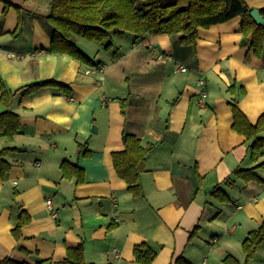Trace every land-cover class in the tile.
<instances>
[{
    "label": "crops",
    "instance_id": "obj_1",
    "mask_svg": "<svg viewBox=\"0 0 264 264\" xmlns=\"http://www.w3.org/2000/svg\"><path fill=\"white\" fill-rule=\"evenodd\" d=\"M10 1L16 6L4 17L0 0V79L12 91L54 79L72 93L47 86L12 103L22 131L10 145L21 151L0 180V261L64 264L68 248L82 244L90 264H142L134 248L147 243L157 250L151 264L180 255L225 264L230 254L244 263L241 245L264 220V166L262 183L223 182L237 168L264 162V152L253 161L250 140L234 129L229 88H244L238 108L256 124L264 114V44L256 54L243 18L200 28L195 47L180 44V34L113 37L110 48L86 39L83 50L103 62L98 67L44 50L50 0ZM246 2L264 7V0ZM125 133L154 144L140 176L142 196L114 168L112 153L124 149ZM82 141L88 154L79 152ZM65 160L84 169V181L63 176ZM219 184L230 201L211 195ZM22 210L31 219L18 240L13 229ZM248 264H264V242Z\"/></svg>",
    "mask_w": 264,
    "mask_h": 264
},
{
    "label": "trees",
    "instance_id": "obj_2",
    "mask_svg": "<svg viewBox=\"0 0 264 264\" xmlns=\"http://www.w3.org/2000/svg\"><path fill=\"white\" fill-rule=\"evenodd\" d=\"M5 8V17L12 6H16L10 0H2ZM49 13L45 17L47 30L51 36V43L44 50L51 54H66L81 62L98 66L102 61H95L79 47V38L89 41L104 42L113 37L123 38L133 34L136 40L143 39L153 34H180L179 42L182 45L195 47L198 40L200 28H208L229 21L235 17L243 18L242 30L244 35L253 38V49L256 54H261L264 44V25H259L251 17V8L246 0H50ZM264 16V7L259 9ZM112 42L106 43L110 48ZM55 87L60 91L71 94L72 89L68 84L54 79L27 84L16 91L10 90L3 80L0 79V103L6 108L0 111V140H5L6 145L0 147V180L5 179L10 173L13 161L10 156L21 149L10 145L11 142L22 131V123L19 113L12 110L14 99L18 97L19 102L43 87ZM232 96L230 104L233 109L236 131L246 135L250 140L249 149L251 159L258 161L264 152V114L261 115L256 124L248 121L245 114L238 108L239 98L245 90L242 86L232 85L229 88ZM178 98L172 101V105ZM122 111H125V100ZM125 113V112H124ZM124 149L113 154L114 165L128 185V190L134 196H142L143 191L140 184V176L146 170L149 153L154 144H144L140 137L135 134L125 133L123 135ZM79 152L88 154L87 141L78 143ZM264 162H259L249 168H237L228 176L223 184L232 185L236 179L243 183L250 181L263 182L259 168ZM61 170L64 177L75 178L77 182L84 181V169L77 163L63 161ZM223 184L215 186L210 191L211 195L221 202L230 201V197ZM30 215L20 211L16 225L13 229L14 236L19 240L22 237V227L30 221ZM264 242V220L260 226L249 232L241 245L245 254L244 263L235 256L228 255L224 259L225 264H248L254 259L258 249ZM136 261L142 264H151L157 250L150 244L142 243L134 248ZM0 264H31L19 262L6 257ZM64 264H90L87 262L83 245L69 247ZM171 264H194L183 255L177 256Z\"/></svg>",
    "mask_w": 264,
    "mask_h": 264
},
{
    "label": "built area",
    "instance_id": "obj_3",
    "mask_svg": "<svg viewBox=\"0 0 264 264\" xmlns=\"http://www.w3.org/2000/svg\"><path fill=\"white\" fill-rule=\"evenodd\" d=\"M180 70L181 71H186L187 70V67L186 66H180ZM87 72H92V70L89 69V70H87ZM103 79H104V76H101L99 80L102 81ZM199 85L200 86H204L205 85V81L203 79L199 80ZM206 94H207V92L206 91H203V94H202L203 99L201 100V104L202 105H205V98L207 97ZM36 164H38V163H36ZM52 204H53L52 199L51 198L48 199L47 200V205H48L49 208H52ZM53 215L56 216V213H53ZM113 252H114V254L116 256H119L120 255L117 248H114Z\"/></svg>",
    "mask_w": 264,
    "mask_h": 264
},
{
    "label": "water",
    "instance_id": "obj_4",
    "mask_svg": "<svg viewBox=\"0 0 264 264\" xmlns=\"http://www.w3.org/2000/svg\"><path fill=\"white\" fill-rule=\"evenodd\" d=\"M250 15L257 24L264 25V16L262 15L261 10H259V8H253L250 12ZM246 41L247 40H244L243 42ZM93 130H96V127H93Z\"/></svg>",
    "mask_w": 264,
    "mask_h": 264
},
{
    "label": "rangeland",
    "instance_id": "obj_5",
    "mask_svg": "<svg viewBox=\"0 0 264 264\" xmlns=\"http://www.w3.org/2000/svg\"><path fill=\"white\" fill-rule=\"evenodd\" d=\"M2 22L3 21H0V25H2ZM21 28V27H20ZM20 28H19V31H20ZM128 36H134L133 34H128ZM109 41H111V39H106L105 41H104V44H106V43H108ZM84 42H88L86 39H81V42H80V45H81V43H82V45H81V49L83 50V49H85L84 47V45H83V43Z\"/></svg>",
    "mask_w": 264,
    "mask_h": 264
}]
</instances>
